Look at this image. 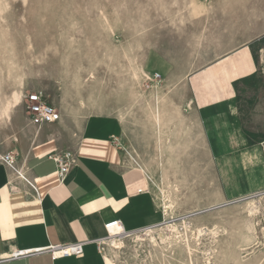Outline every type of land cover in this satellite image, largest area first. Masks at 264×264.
I'll return each mask as SVG.
<instances>
[{
    "label": "rangeland",
    "instance_id": "374dc122",
    "mask_svg": "<svg viewBox=\"0 0 264 264\" xmlns=\"http://www.w3.org/2000/svg\"><path fill=\"white\" fill-rule=\"evenodd\" d=\"M244 42L254 43L256 49L264 46V0H0V137L11 133L30 91L42 92L47 103L78 117L116 116L124 127L128 158L149 170L156 202L162 207L170 200L174 207L157 227L174 221L179 226L184 216L192 230L196 225L223 230L225 236L210 254L215 263L210 264H225L221 247L238 239L251 201L259 212L253 217L256 242L248 258L261 264L262 135L243 121L236 133L213 129L202 136L193 127L197 114L187 93V77L193 70ZM155 84L165 92L167 110L172 114L179 105L186 121L173 124L165 116L163 141L170 142L160 167L149 111L154 100L148 97ZM251 85L256 88L257 81ZM16 91L22 96L5 116L3 109ZM241 97L251 98L245 92ZM137 234L139 239L132 236L119 252L107 242L118 255V264L171 263L150 245L145 230ZM213 239L202 236L199 247L209 249ZM176 256L173 264H188L185 252ZM193 263L207 264L200 249Z\"/></svg>",
    "mask_w": 264,
    "mask_h": 264
},
{
    "label": "crops",
    "instance_id": "0c3cea01",
    "mask_svg": "<svg viewBox=\"0 0 264 264\" xmlns=\"http://www.w3.org/2000/svg\"><path fill=\"white\" fill-rule=\"evenodd\" d=\"M254 81L256 88L251 85ZM244 92L250 100H242ZM187 93L197 114L193 127L202 136L213 129L235 132L247 121L245 125L264 142V46L256 49L254 43L244 42L199 66L187 77ZM56 107L59 119L37 127L23 105L11 133L0 137V153L11 150L23 176L0 162V256L49 244L93 241L114 219L127 231L163 221L165 214L146 168L126 154L121 120L108 114L78 117ZM65 150L74 151L76 159L60 182L48 155ZM115 255L90 242L79 256L53 259L44 253L0 264H118Z\"/></svg>",
    "mask_w": 264,
    "mask_h": 264
},
{
    "label": "bare ground",
    "instance_id": "6f19581e",
    "mask_svg": "<svg viewBox=\"0 0 264 264\" xmlns=\"http://www.w3.org/2000/svg\"><path fill=\"white\" fill-rule=\"evenodd\" d=\"M138 71L139 70H137V72H136V76H135L136 79L139 78L138 77V74H139ZM140 71L144 75H146V73H144V71H142L141 69H140ZM155 76L159 77V74H156ZM164 93L165 92H163L161 90V88H159V86H157L156 84H155V86L152 87V89L148 93L149 94V96H148L149 100H151V98L154 100V104H152L153 106L149 107V111L152 112L151 113L152 116H150V117H152V119H153L152 120L153 121L152 131H153V134H154L155 140H156V153L155 154H156V158L158 160L161 158L162 153L168 147V142H170V140L169 141L167 140L168 141L167 143H166V141L165 142L163 141V136H164L163 130L166 127H168V126H166V124L164 122L165 116L166 117L170 116L168 120L170 122H172L173 124L176 121L184 120V118L182 117V114H181V110L179 109V106L177 104H175V111L172 114L169 111V109L167 110V108H166L167 100H166V96L164 95ZM21 96H22V93L17 92V91L12 94V99L9 100V102H7L6 106L3 109V114L5 116L9 117L11 107L12 106L14 107V105L17 102H19ZM149 100H147V105H149ZM147 116H149V115H147ZM151 123L152 122H150V125H151ZM177 129H178V127H177ZM173 130H175V129H173ZM177 134H176V136H177ZM175 144H176V142H175ZM169 145H171V144H169ZM168 152H169V150H168ZM169 153H167V154L169 155ZM2 154H4V152L0 153V155H2ZM171 155L172 154H170V157H171ZM166 156H165V158L167 159ZM173 160H174V158H173ZM158 162H159L158 166L160 167V163H161L160 160ZM171 162H173V161H171ZM167 166H168V164L166 165V168H167ZM146 172L148 173V175L150 174L148 168H146ZM162 189H164V188H162ZM175 189H176V186H175ZM164 191L165 190H162V194L164 195V198L167 199L166 193L164 194ZM173 196H175V195H173ZM170 198H173V197L171 196ZM167 200H169V199H167ZM169 202L170 203H168V205L166 203L162 204V209H163L165 215H168L169 209L172 212V209L174 208L173 205H171L170 200H169ZM247 204H248V206H250V208L248 210V216H247L248 219L246 220V218H244V221H246V223L244 224L243 229L239 230L238 239H235L236 240L235 243L234 242L233 243L227 242L224 245V247H221V249L225 253V255H224L225 264H260V262L257 260L259 258L256 259L257 262H255V260L253 261L250 258H248V256L252 253V252H250V249H252V247H254L255 242H256V237H255L256 228H255V224L253 222V217H255L256 214L259 212V208L255 205H253V202H251V201H248ZM187 220L188 219H186V217H184V216H183V218H181V221H180L181 229L179 228L180 225L178 226L177 223H175V221L171 222V223H167L161 227L156 226V227L146 228L145 231L148 234V239L150 240V243H151L150 245H152L154 248L159 249L162 257L167 258L168 260L170 259V261H171L170 264H173V262L177 259L176 255L180 251L181 252L183 251L187 254V256H188V262L187 263L188 264H194L193 263V255H195V252L199 249L202 251V254L204 256V260L206 261V263L207 264L212 263L213 261H212V257L210 254H211V252L216 251L215 249L217 247L216 245L219 242V237L225 236L224 233H220L223 230L220 229L221 231H218L217 230L218 228L217 229L215 227L214 228H207V226L205 227L204 225L203 226L202 225H196L195 227H193V230H192L191 229L192 226L191 227L189 226V224H188L189 222ZM215 225H213V226H215ZM166 228L169 230V232H164ZM220 228H223V227H220ZM205 235H211V237L214 238L212 240L214 242V244L211 245V247L209 249H207L204 245L199 247V245L201 244V242H200L201 237L202 236L205 237ZM135 237H136V239H139L138 234H136ZM112 243H113L112 244L113 247H117V248H120L124 245V243L121 241H115ZM113 247L111 246V248H113ZM117 250H119V249H117ZM135 250H136V248H135ZM171 252H173L172 255L170 254ZM213 263H215V262H213ZM263 263H264V260L261 261V264H263Z\"/></svg>",
    "mask_w": 264,
    "mask_h": 264
},
{
    "label": "built area",
    "instance_id": "2783aa9c",
    "mask_svg": "<svg viewBox=\"0 0 264 264\" xmlns=\"http://www.w3.org/2000/svg\"><path fill=\"white\" fill-rule=\"evenodd\" d=\"M23 100L27 117L32 120L37 125V127H40L44 123L56 122L59 119V113L57 109L47 103L42 92H27L24 95ZM48 157L54 161L57 168L58 180L61 182L69 172L71 166L75 163L76 155L74 151L65 150L63 152H54L49 154ZM0 162L5 163L10 168L14 169L18 175L23 177L21 174L22 168L20 167L19 169H17L16 160L11 150H6L4 154L0 155ZM27 182L34 189L32 183H30L29 181ZM260 193H264V190ZM158 225H154L151 227H156ZM146 228L147 227L136 231H127L123 228L121 222L118 219H114L104 224L105 234L93 241L81 240L75 242L49 244L44 247L14 250L7 255L0 256V263L44 253H48L53 259L79 256L83 253L84 245L90 242H94L99 251H104L109 247L107 244L108 241H121L124 243L122 247L117 248L112 246L113 249H119V251H121L125 247V242L127 240H131L132 236L134 238L138 232L144 231Z\"/></svg>",
    "mask_w": 264,
    "mask_h": 264
}]
</instances>
